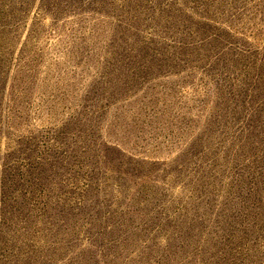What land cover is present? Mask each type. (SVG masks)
<instances>
[{"label":"rangeland","instance_id":"1","mask_svg":"<svg viewBox=\"0 0 264 264\" xmlns=\"http://www.w3.org/2000/svg\"><path fill=\"white\" fill-rule=\"evenodd\" d=\"M0 264H264V0H0Z\"/></svg>","mask_w":264,"mask_h":264}]
</instances>
